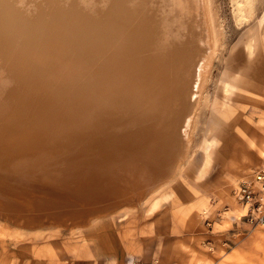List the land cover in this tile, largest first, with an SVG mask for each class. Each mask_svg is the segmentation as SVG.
<instances>
[{
	"label": "rangeland",
	"instance_id": "rangeland-1",
	"mask_svg": "<svg viewBox=\"0 0 264 264\" xmlns=\"http://www.w3.org/2000/svg\"><path fill=\"white\" fill-rule=\"evenodd\" d=\"M251 2L242 17L236 0H205L217 44L209 55L202 52L201 84L190 113L177 120L171 149L169 139L155 141L140 131L134 145H114L109 126L98 129L90 146L82 141L90 137L84 130L73 135L76 144L44 153L18 138L12 147L5 143L0 264H137L153 258L163 264H264V228L246 223L245 213L238 216L235 204H241L233 196L240 181L264 167V0ZM228 84L233 87L226 95ZM10 148L20 155L15 164ZM206 150L212 161L203 171ZM94 163H102L100 174L92 173Z\"/></svg>",
	"mask_w": 264,
	"mask_h": 264
},
{
	"label": "bare ground",
	"instance_id": "bare-ground-1",
	"mask_svg": "<svg viewBox=\"0 0 264 264\" xmlns=\"http://www.w3.org/2000/svg\"><path fill=\"white\" fill-rule=\"evenodd\" d=\"M251 1L236 0L240 16ZM208 9L205 0H0V162L15 138L44 153L76 144L73 135L82 130L90 146L108 126L114 145L131 146L140 131L173 147L177 120L190 113L201 84L202 52L209 55L217 44ZM246 46L250 53L253 39ZM151 119L157 123L142 127ZM14 148L12 164L23 151L17 157ZM205 152L203 171L212 161ZM98 163L92 173L103 171ZM237 204L241 216L246 209Z\"/></svg>",
	"mask_w": 264,
	"mask_h": 264
},
{
	"label": "built area",
	"instance_id": "built-area-1",
	"mask_svg": "<svg viewBox=\"0 0 264 264\" xmlns=\"http://www.w3.org/2000/svg\"><path fill=\"white\" fill-rule=\"evenodd\" d=\"M233 196L244 206L246 223L264 228V167L255 170L233 189ZM137 264H163L159 258Z\"/></svg>",
	"mask_w": 264,
	"mask_h": 264
}]
</instances>
